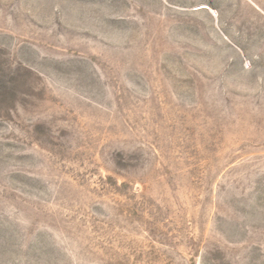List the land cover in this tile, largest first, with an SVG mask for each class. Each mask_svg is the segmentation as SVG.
<instances>
[{
    "label": "rangeland",
    "instance_id": "374dc122",
    "mask_svg": "<svg viewBox=\"0 0 264 264\" xmlns=\"http://www.w3.org/2000/svg\"><path fill=\"white\" fill-rule=\"evenodd\" d=\"M0 264H264V0H0Z\"/></svg>",
    "mask_w": 264,
    "mask_h": 264
}]
</instances>
